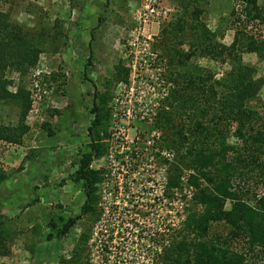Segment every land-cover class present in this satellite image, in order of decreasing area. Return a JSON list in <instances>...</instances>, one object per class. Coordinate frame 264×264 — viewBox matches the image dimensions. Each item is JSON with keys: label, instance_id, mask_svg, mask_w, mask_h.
<instances>
[{"label": "rangeland", "instance_id": "rangeland-1", "mask_svg": "<svg viewBox=\"0 0 264 264\" xmlns=\"http://www.w3.org/2000/svg\"><path fill=\"white\" fill-rule=\"evenodd\" d=\"M160 1L167 15L138 33L141 0H0V133L11 137L0 138V264H167L191 206L193 153L223 140L242 147L223 95L204 87L236 72L264 79L244 50L250 35L264 41V24L246 20L243 0H194L198 28L193 1L186 10L188 0ZM203 36L226 48L202 53ZM94 104L98 136L89 132ZM33 105L44 113L36 129ZM242 106L251 127H264V88ZM89 151L96 177L82 209L88 187L78 171ZM222 229L212 224L208 238Z\"/></svg>", "mask_w": 264, "mask_h": 264}, {"label": "trees", "instance_id": "trees-1", "mask_svg": "<svg viewBox=\"0 0 264 264\" xmlns=\"http://www.w3.org/2000/svg\"><path fill=\"white\" fill-rule=\"evenodd\" d=\"M191 1L194 2V0H188L187 4L181 5L184 10L188 8ZM243 1L247 7L244 10L246 20L256 22L255 25L264 24V5L260 6L258 0ZM189 8H191L189 16L197 21L196 28H198L201 25L199 7L194 2ZM245 24L242 21L241 25L245 26ZM235 39V41L239 39L237 33ZM249 39L244 50L258 51V56H262L260 50L264 51V41H256L251 35ZM200 40L202 43L198 47L202 53L213 52L217 46L226 48L208 36L200 37ZM248 71L252 72L253 68L250 67ZM236 73L229 74L222 81H213L204 87V92L212 91L214 99L218 93L223 95L221 109L226 112V120L236 123L234 131L242 139V147L229 146L223 140L219 142V149L216 151L209 146L193 153V159L190 162L195 174H191L188 178L189 186L193 187L190 202L192 207H186L187 215L183 218L182 227L177 232L180 237L177 248L175 249L171 244L165 250L167 253L163 261H167V264H172L174 260L177 264H247L250 255L260 258L264 256V161H261V156L264 154V127H251L248 122L251 114L242 106L246 100L258 94L264 79H252L249 76L247 79V76ZM209 79L210 77L202 79V83L206 84ZM1 83L0 78V85ZM239 84L241 85L239 89L230 87V85ZM219 87H223L221 92L217 91ZM227 97L233 98L232 101L235 102L236 107L233 103H228ZM217 100L218 103L220 98L218 97ZM91 110L94 119L89 126V132L98 136L100 107L94 104ZM198 126L202 129L200 124ZM248 127H250L249 131L245 132ZM0 138L10 140L11 137L0 133ZM92 140L91 152L99 146L94 142L95 138ZM230 150L235 152V155L228 158L227 154ZM90 151L86 153L78 171V176L85 180L88 187V197L82 209L87 208V205L90 207L93 201L92 192L96 176L95 172L88 168ZM211 168H214L216 172ZM256 169L258 171L253 176L252 172ZM226 202L230 204L229 208H225ZM77 218H69L60 234H66ZM217 222L222 225V231L208 238L210 226ZM172 238L163 239V243H172ZM234 241H243L244 245L240 249H233L231 245ZM47 249L48 254H51L50 245Z\"/></svg>", "mask_w": 264, "mask_h": 264}, {"label": "built area", "instance_id": "built-area-1", "mask_svg": "<svg viewBox=\"0 0 264 264\" xmlns=\"http://www.w3.org/2000/svg\"><path fill=\"white\" fill-rule=\"evenodd\" d=\"M169 10V7L162 5L160 0H141L133 11L137 24L135 29L140 33V30H144L145 26L151 22L153 23L158 17L166 16ZM34 86L37 87L38 84L35 83ZM29 116L31 118L30 126L33 129H36L44 121V113L38 105H33L32 109H30ZM0 141L2 140L0 139Z\"/></svg>", "mask_w": 264, "mask_h": 264}, {"label": "crops", "instance_id": "crops-1", "mask_svg": "<svg viewBox=\"0 0 264 264\" xmlns=\"http://www.w3.org/2000/svg\"><path fill=\"white\" fill-rule=\"evenodd\" d=\"M253 39L256 40V41H261V39H259V38H254L253 37ZM249 55H250V63H249L250 65H254V66L257 65V64H258V66L259 65L260 66L264 65V51L260 50V55H262V56H258V51H250ZM259 59H262V60H260V62H259ZM262 88H264V84H263Z\"/></svg>", "mask_w": 264, "mask_h": 264}]
</instances>
